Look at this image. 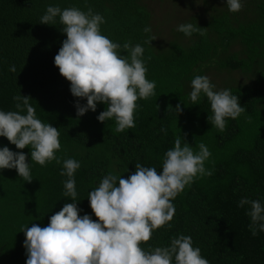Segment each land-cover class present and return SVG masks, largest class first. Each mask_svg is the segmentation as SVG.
<instances>
[{
    "label": "trees",
    "instance_id": "obj_1",
    "mask_svg": "<svg viewBox=\"0 0 264 264\" xmlns=\"http://www.w3.org/2000/svg\"><path fill=\"white\" fill-rule=\"evenodd\" d=\"M162 1L0 0V109L16 110V95L30 97L37 117L61 134L57 152L61 163L46 166L31 163L29 148L16 149L0 137V147L28 155L33 177L29 183L15 169L0 171V264H26L21 229L47 226L51 215L72 202L63 195L67 179L60 175L63 160L80 161L75 174L78 207L81 215L96 220L89 191L110 172L127 178L136 163L162 170L164 154L178 136L194 151L200 143L208 146L211 157L205 167L212 175L195 179L175 198L171 227L155 230L141 247L168 246L173 237L183 234L191 236L210 264H264V232L253 236L246 215L250 206L238 207L245 197L264 200V0H244L237 13L228 11L226 0H211L213 4L202 0L197 9H206L207 18L195 14L178 20V25L197 27L191 37L174 32L172 39L147 44L145 40L154 37L157 29L153 26H158L153 11ZM50 5L85 12L91 8L106 21L102 34L121 46L143 45L147 79L155 81L156 88L155 95L137 101L134 128L117 132L114 120L99 122L97 116L106 110L102 103L96 112L77 116V100L85 104L86 99L71 94L70 82L54 64L67 38L63 26L59 17L55 25L40 23ZM149 26L151 33H145ZM121 54L129 55L122 47ZM208 67L229 73L225 88L246 109L239 118L228 119L223 132L208 122L213 113L207 97L201 94L198 104H192L189 96L191 80L205 75ZM235 71L244 78H234Z\"/></svg>",
    "mask_w": 264,
    "mask_h": 264
},
{
    "label": "clouds",
    "instance_id": "obj_2",
    "mask_svg": "<svg viewBox=\"0 0 264 264\" xmlns=\"http://www.w3.org/2000/svg\"><path fill=\"white\" fill-rule=\"evenodd\" d=\"M228 11L240 12L244 0H226ZM63 26L66 39L54 57L60 74L70 82V92L86 99L85 104L77 100V116L88 111L96 112L97 105H106L97 120L104 123L114 120L117 132L135 127L137 101L155 95L156 83L147 79L148 69L141 44L122 46L102 34L101 25L106 21L91 8L87 12L77 7L61 9L48 6L40 23L55 25L56 18ZM178 32L191 37L198 31L192 23L177 26ZM151 33V27H145ZM151 37L145 43L155 40ZM121 47L129 55L121 54ZM15 66L10 71H15ZM189 93L192 104H198L201 94L210 102L213 115L208 117L218 131L226 130L228 119H237L246 112L240 98L230 89L217 90L207 75H197L191 80ZM15 109H0V137H4L16 149H30L31 163L46 166L53 161L61 163L57 152L61 150L60 131L45 123L36 115L24 95L13 97ZM159 107V106H158ZM176 109L181 112L180 105ZM194 151L184 138L178 136L174 147L167 150L162 160V170L136 163L135 171L127 178L108 173L98 186L89 191L88 200L92 215H81L78 207L75 174L80 161L74 158L63 160L60 175L66 176L62 209L49 218L47 226L32 224L24 226L23 247L26 249V264H210L194 246L191 236L180 234L173 237L168 246L146 250L142 243L148 242L155 230L171 227L176 208L175 198L195 179L212 175L205 167L211 152L203 143ZM28 155L23 151L0 147V171L15 169L25 182H31L32 169ZM129 171V170H127ZM249 205L246 215L253 236L264 232V200L242 198L238 207Z\"/></svg>",
    "mask_w": 264,
    "mask_h": 264
},
{
    "label": "rangeland",
    "instance_id": "obj_3",
    "mask_svg": "<svg viewBox=\"0 0 264 264\" xmlns=\"http://www.w3.org/2000/svg\"><path fill=\"white\" fill-rule=\"evenodd\" d=\"M193 1L194 0H163L162 3H160L161 7L158 5V3H156L158 7H156L157 10L153 11V14L157 17L158 20L154 21L156 22V25L158 24V26L159 23H161V26H153V29L157 28L156 30H154V37L158 42L159 39L161 40V38H165L166 40L172 39V37L174 36L173 33L178 32L176 30L179 23L178 20L181 21L182 19H184V17H189L195 14H198L201 18H205L207 16L205 12L206 9H204L203 7V9H197L198 5L203 4L202 0H195V2ZM208 3L213 4L214 2L208 0ZM205 75L210 77L212 83L217 86V90L224 89L225 84L229 82H225L226 78L229 75V73H227L225 70H218L214 67H208ZM231 75L234 78H237V80H242V78H244L243 74L240 71H235ZM245 81L248 82L249 79L246 77ZM217 84H221V86Z\"/></svg>",
    "mask_w": 264,
    "mask_h": 264
}]
</instances>
